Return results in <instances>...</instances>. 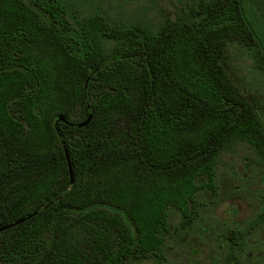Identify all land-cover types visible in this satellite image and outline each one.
<instances>
[{"label":"trees","instance_id":"obj_1","mask_svg":"<svg viewBox=\"0 0 264 264\" xmlns=\"http://www.w3.org/2000/svg\"><path fill=\"white\" fill-rule=\"evenodd\" d=\"M251 6L194 0L146 26L76 0H0V264L158 258L169 211L186 228L216 195L223 151L243 142L264 162V111L227 50L264 60Z\"/></svg>","mask_w":264,"mask_h":264},{"label":"rangeland","instance_id":"obj_2","mask_svg":"<svg viewBox=\"0 0 264 264\" xmlns=\"http://www.w3.org/2000/svg\"><path fill=\"white\" fill-rule=\"evenodd\" d=\"M194 0H76L82 14L105 10L123 22L155 26ZM264 23V0H245ZM235 79L246 97L264 111V60L240 43L227 47ZM217 193L199 195L190 225L169 211V232L158 258L131 264H264V162L240 142L223 151L216 164ZM235 243L233 245V242Z\"/></svg>","mask_w":264,"mask_h":264},{"label":"water","instance_id":"obj_3","mask_svg":"<svg viewBox=\"0 0 264 264\" xmlns=\"http://www.w3.org/2000/svg\"><path fill=\"white\" fill-rule=\"evenodd\" d=\"M90 118H91V114L87 117V119L85 120V122L81 123L80 125L82 126V125L88 123L89 120H90ZM58 119L61 120V121H64V122L66 121L65 118L62 117V116H59ZM60 140H61V144H62V146H63L64 152H65L66 158H67V160H68L69 172H70V175H71V178H72V168H71L70 161H69L68 150H67V148H66V145H65V143H64V140H63L62 138H60ZM53 201H54V200H53ZM53 201H50L46 206L50 205ZM46 206H45V207H46ZM41 209H43V208H41ZM41 209H37L36 211H34V212H32V213L26 215L25 217H23V218L19 219L18 221L14 222V224H17V223H19V222H22V221H24V220L30 218L32 215L36 214V213L39 212ZM11 225H12V224H11ZM11 225H8V226H6V227H9V226H11ZM4 228H5V227H4ZM4 228H0V230H2V229H4Z\"/></svg>","mask_w":264,"mask_h":264}]
</instances>
